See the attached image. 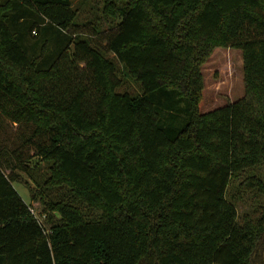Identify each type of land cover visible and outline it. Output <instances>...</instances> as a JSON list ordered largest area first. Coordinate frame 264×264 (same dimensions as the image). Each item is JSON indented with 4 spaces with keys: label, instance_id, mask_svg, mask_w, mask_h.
I'll return each instance as SVG.
<instances>
[{
    "label": "trees",
    "instance_id": "trees-1",
    "mask_svg": "<svg viewBox=\"0 0 264 264\" xmlns=\"http://www.w3.org/2000/svg\"><path fill=\"white\" fill-rule=\"evenodd\" d=\"M102 15L104 47L72 0H0V264H264V0H103ZM214 47L241 51L244 94L201 111ZM60 58L89 85L59 90ZM120 71L139 91L117 90Z\"/></svg>",
    "mask_w": 264,
    "mask_h": 264
},
{
    "label": "rangeland",
    "instance_id": "rangeland-1",
    "mask_svg": "<svg viewBox=\"0 0 264 264\" xmlns=\"http://www.w3.org/2000/svg\"><path fill=\"white\" fill-rule=\"evenodd\" d=\"M72 5L77 9L76 21H79V26L76 28L78 32L90 35L95 44L102 47L106 44L107 35L115 30V23L111 22L110 18L102 15L103 0H72ZM94 27L100 32H96ZM33 34V32H32ZM53 44H55L53 42ZM108 56L112 53L107 52ZM57 64L64 69L63 75L59 81L58 89H63L65 86H73L80 82L84 85H89L87 80V72L84 70V62L78 61L70 63L67 58H60ZM204 79L203 98L199 103L201 111H206L214 107L225 104L228 101H233L244 94V83L242 73V55L241 51L232 47H214L210 56L201 65ZM118 77L123 81L117 87L118 91L127 90L131 93L139 91V85L132 79L123 76L121 71ZM45 84V83H44ZM50 85V84H49ZM16 128L7 125V130L10 133H16ZM5 158L9 159L12 163L13 158L7 154L0 155V166L8 173L9 169L5 165ZM46 164L40 163L38 168L33 171L35 177L45 174ZM259 172L264 175V166L258 168ZM18 180L15 181L14 187L22 197V199L29 203L34 212L41 219V223L45 224V228H49V223L45 221L46 213L43 212V203L38 198L39 187L34 184L30 174L17 170ZM231 189V188H230ZM65 191V188L52 189L50 196L58 197V193ZM35 198L33 196L35 194ZM37 197V198H36ZM48 197V196H47ZM45 196V198H47ZM255 200L250 194H244L243 199H239L237 203L238 220H241L245 212L254 214L253 205ZM54 221H58L59 215L54 214ZM262 255L264 249L262 248Z\"/></svg>",
    "mask_w": 264,
    "mask_h": 264
},
{
    "label": "built area",
    "instance_id": "built-area-1",
    "mask_svg": "<svg viewBox=\"0 0 264 264\" xmlns=\"http://www.w3.org/2000/svg\"><path fill=\"white\" fill-rule=\"evenodd\" d=\"M29 210H30V212H31L34 216L38 217V216L36 215V213L34 212V209L32 208L31 205H29ZM39 220L41 221L40 218H39Z\"/></svg>",
    "mask_w": 264,
    "mask_h": 264
},
{
    "label": "flooded vegetation",
    "instance_id": "flooded-vegetation-1",
    "mask_svg": "<svg viewBox=\"0 0 264 264\" xmlns=\"http://www.w3.org/2000/svg\"><path fill=\"white\" fill-rule=\"evenodd\" d=\"M264 255V254H263Z\"/></svg>",
    "mask_w": 264,
    "mask_h": 264
}]
</instances>
